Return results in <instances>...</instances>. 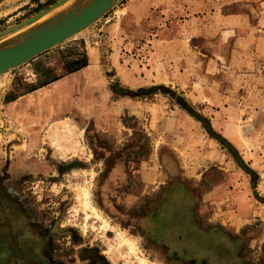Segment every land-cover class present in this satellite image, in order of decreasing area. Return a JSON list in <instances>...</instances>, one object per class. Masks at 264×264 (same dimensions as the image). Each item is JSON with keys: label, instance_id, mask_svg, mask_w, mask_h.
Returning <instances> with one entry per match:
<instances>
[{"label": "rangeland", "instance_id": "rangeland-1", "mask_svg": "<svg viewBox=\"0 0 264 264\" xmlns=\"http://www.w3.org/2000/svg\"><path fill=\"white\" fill-rule=\"evenodd\" d=\"M57 1L0 0V32ZM170 1L172 21H189L192 49L154 57L156 18L145 37L114 42L110 28L132 2L121 0L0 76V184L64 256L92 246L109 264H264V54L249 41L243 58L232 55L240 40L262 41L264 0H192L189 16V0ZM92 51L96 63L71 76L70 62ZM13 197L14 211L0 202L2 237L34 249Z\"/></svg>", "mask_w": 264, "mask_h": 264}, {"label": "water", "instance_id": "water-1", "mask_svg": "<svg viewBox=\"0 0 264 264\" xmlns=\"http://www.w3.org/2000/svg\"><path fill=\"white\" fill-rule=\"evenodd\" d=\"M120 1L58 0L1 31L0 76L77 36Z\"/></svg>", "mask_w": 264, "mask_h": 264}, {"label": "crops", "instance_id": "crops-1", "mask_svg": "<svg viewBox=\"0 0 264 264\" xmlns=\"http://www.w3.org/2000/svg\"><path fill=\"white\" fill-rule=\"evenodd\" d=\"M157 3L155 6L154 4L151 5L148 2L142 1V0H132L131 4L129 5L128 9L129 12L127 14L126 18L121 19L120 21H117V23H115L113 26H111L110 29L116 30V33L113 34V38H116L117 43L120 42H125L126 38H131V39H139L140 37H145V35H147V29L143 28L144 23L148 21V19H154L156 18L157 20V26L158 29H156L155 31H153L151 33L153 40V48H154V52H153V56L156 58H160V57H165V58H169L172 56V52L175 50V47L178 43H182L184 45H188L190 46V48L192 49V45L191 43L189 44L191 38L190 36H192V32H189L187 30V23L189 22L187 19H180L179 21H172V15L171 12H173L172 7L174 5L171 4V1L166 4L165 2H162V0H157ZM194 5V7H197L199 4H193L192 0H189L188 3H186L184 6V11H185V15L189 16L192 12H188L189 10L192 9V6ZM172 24V29L176 28L179 29L181 31L182 34V38H174L171 33H170V28H168V25ZM112 31V30H111ZM190 33V36H187L186 34ZM150 34V33H149ZM259 41L255 40L253 38L247 37L243 40H240L238 42V44H236V47L233 49V57L236 59H239V57L243 58V53L246 52L244 50V48H240V45L242 44L243 47H247L249 44V41L251 43H254L256 41V44L258 45V49L257 52H261L264 54V36L260 38ZM130 42V39H129ZM241 43V44H240ZM249 50L252 51V55L253 54H257V52L255 53L252 48H250ZM94 51L97 52L96 48H94ZM92 51L89 53V63L87 66L73 72L74 76L77 73H80L81 70L89 68L92 66V64L96 63V59L98 57H96L95 52ZM216 56L217 58H222L221 61H223V59L225 58L223 53V49L220 47L218 50H216ZM251 55V54H250ZM249 58H252V56H250ZM34 61V60H33ZM220 61H217V65L219 66ZM245 63V62H244ZM31 67H33L31 65ZM71 76H67L65 78L62 79H58L56 81H52V83L47 84V85H43L40 86L36 89H34V91L28 93V95H26L23 100L26 101L27 99H37L43 92H45V90H47V88H49L50 86L53 85H63L64 81H66L69 77ZM38 96V97H37ZM22 98V97H21ZM219 100V99H218ZM19 101V100H18ZM18 101H16L15 103H18ZM22 101V100H20Z\"/></svg>", "mask_w": 264, "mask_h": 264}, {"label": "flooded vegetation", "instance_id": "flooded-vegetation-1", "mask_svg": "<svg viewBox=\"0 0 264 264\" xmlns=\"http://www.w3.org/2000/svg\"><path fill=\"white\" fill-rule=\"evenodd\" d=\"M2 185L3 183L1 182V211H14L8 201H12V199H8V197L13 196L10 194L11 192ZM13 201L17 204L19 199H15L13 197ZM18 210L21 213L22 218H24L28 224L27 226H24L25 230L23 237L30 241L35 238L36 242L34 249H27L22 246L19 240H13L14 237L10 233L7 235L8 239H5L2 237L4 236L2 233L6 232L5 229H8L9 226L6 224L0 225V248L2 249V251H0V255H6L8 253L9 257H11L10 260L13 261V264H109L106 258L92 246L80 249L78 254L73 253L68 256H64V248L61 247L58 242L53 240V236L49 233L50 231L48 232L46 228H39L38 225L35 224L31 212L28 211V209L26 210L24 207L19 206ZM0 222H6V219H0ZM69 259H74V261H68Z\"/></svg>", "mask_w": 264, "mask_h": 264}, {"label": "trees", "instance_id": "trees-1", "mask_svg": "<svg viewBox=\"0 0 264 264\" xmlns=\"http://www.w3.org/2000/svg\"><path fill=\"white\" fill-rule=\"evenodd\" d=\"M87 65H88V58H87L86 54H84V55H82V58H78V59L73 60V61L70 62L71 68L68 70V73L75 72V71H77V70H79V69H81V68H83V67H85ZM58 78H55L52 81H55ZM49 82H51V81L45 82V83L41 84L40 86H43L45 84H48ZM40 86H36L34 88H31L29 90V92L32 91V90H34V89H36V88H38V87H40Z\"/></svg>", "mask_w": 264, "mask_h": 264}, {"label": "bare ground", "instance_id": "bare-ground-1", "mask_svg": "<svg viewBox=\"0 0 264 264\" xmlns=\"http://www.w3.org/2000/svg\"><path fill=\"white\" fill-rule=\"evenodd\" d=\"M80 196L82 197V198H81V201L83 202L84 206H86L87 204H86V199H85V197H86V193H85V191H82V193L80 194ZM124 238H125V237H124ZM124 238H123V240L126 241ZM131 247H132V246H131Z\"/></svg>", "mask_w": 264, "mask_h": 264}]
</instances>
